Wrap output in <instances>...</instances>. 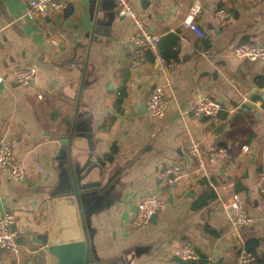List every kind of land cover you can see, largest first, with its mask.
Wrapping results in <instances>:
<instances>
[{
	"label": "crops",
	"instance_id": "crops-1",
	"mask_svg": "<svg viewBox=\"0 0 264 264\" xmlns=\"http://www.w3.org/2000/svg\"><path fill=\"white\" fill-rule=\"evenodd\" d=\"M59 1L63 4L60 12L47 11L29 20L25 17L27 0H0V137H7L27 171L20 182L0 174V217L14 214L19 242L36 250L23 264H53L35 238L47 233L53 222L50 199L42 189L56 180L52 160L58 143L51 139L60 134L65 116H71L72 106L65 101L72 97L68 84L79 77L77 61L72 60L75 54L76 60L85 54L76 46L86 40L75 26L81 23L86 31L91 28L89 0ZM129 1L148 31L160 37V55L173 59L178 68L169 74L154 56H147L133 40L132 20L116 13L113 0L100 1L98 27L105 28L106 14L113 18L106 27L112 40L106 46H93L89 58L101 73L91 92L97 115L95 157L109 166L119 152L150 149L125 175L129 187L123 203L102 215L100 249L110 254L146 246L148 253L132 264H178L176 248L190 241L198 260L187 264L232 263L242 247L264 264V195L256 190L257 173L264 171V125L254 113L240 109L248 104L262 112L264 121V104L251 94L253 89L264 90L260 81L264 80V61H241L233 54L242 44L264 45V0L256 5L248 0H157L154 5L147 1V7L142 0ZM196 4L201 8L195 21L204 38L183 26ZM218 10L228 14L224 22L217 19ZM18 66L37 69L30 87L14 81L12 69ZM239 70L244 80L237 76ZM156 87L164 90L167 99L165 114L158 119L142 111ZM122 92L118 110L115 104ZM204 98L224 105L217 119L193 116L195 104ZM221 134L225 144L216 141ZM191 141L204 151L227 148L232 163L208 162L205 174L194 173L187 155ZM244 146L248 152H243ZM172 165H181L186 175L170 186L161 173ZM208 192L215 197L202 204ZM147 194L158 195L166 205L154 224L131 230L128 224L136 204ZM233 194L239 195L252 219L238 232L230 226L229 210L221 207ZM218 252L221 255L212 260ZM0 264H12L2 251Z\"/></svg>",
	"mask_w": 264,
	"mask_h": 264
},
{
	"label": "water",
	"instance_id": "water-1",
	"mask_svg": "<svg viewBox=\"0 0 264 264\" xmlns=\"http://www.w3.org/2000/svg\"><path fill=\"white\" fill-rule=\"evenodd\" d=\"M100 1L89 0L90 30L86 31L81 23L75 26L80 36L86 40L78 42L76 46L82 48L85 54L77 60L75 54L72 60L74 63L77 61L75 69L78 70L79 77L68 84L72 97L65 101L72 106L71 116H65L60 134L51 139L58 143L52 160L56 180L42 189L50 199L53 222L47 233L36 235L35 238L52 258L53 264H132L150 249L146 246H134L121 252L111 251L110 254H103L100 249L103 237V222L100 224L102 215L123 203L125 191L129 187L124 180L125 175L141 161V155L150 150L146 148L145 152H119L109 166L95 157L97 115L91 104V92L101 73L95 70L89 58L93 46H106L112 40L108 28L113 18L112 14H106L105 28L98 27L102 21L97 20ZM114 4L116 6L115 1ZM142 4L144 7L148 6L146 0H142ZM99 35L103 38L98 37ZM237 76L245 79L241 70L237 72ZM251 94L264 104V90L253 89ZM240 109L254 113L255 118L264 125L261 111H255L245 103ZM142 111H146L145 106ZM216 141L225 144L224 134L219 135ZM252 153H255V149ZM182 157L188 160V157ZM229 213L232 215L230 210ZM155 222L156 215L151 219V223ZM220 255L221 252L215 253L212 260ZM174 261L187 264L178 257Z\"/></svg>",
	"mask_w": 264,
	"mask_h": 264
},
{
	"label": "built area",
	"instance_id": "built-area-1",
	"mask_svg": "<svg viewBox=\"0 0 264 264\" xmlns=\"http://www.w3.org/2000/svg\"><path fill=\"white\" fill-rule=\"evenodd\" d=\"M116 3V13L122 17L132 20L135 25L134 42L141 46L144 51L149 52L155 60L169 74L177 72L178 65L173 61H166L159 54L158 45L160 37L151 34L146 28L144 21L129 0H114ZM154 5L157 0H146ZM263 0H248L251 5H256ZM27 11L25 17L29 20L38 19L47 11L60 12L63 4L59 0H27ZM200 5L196 4L188 17L183 21V26L189 31L204 38V33L199 29L195 21L196 15L200 11ZM216 17L220 22L228 18L224 10H218ZM234 56L247 62L264 61V45L242 44L233 51ZM37 69L33 66H18L12 69L14 81L22 87H30L36 78ZM40 98V97H39ZM167 99L162 88L156 87L149 94L145 101L147 114L152 118H162L165 114ZM225 110L224 105L216 99L204 98L199 100L193 110L195 118L217 119ZM243 152H248L249 148L242 147ZM187 155L193 162V172L199 175L205 174L208 162H218L225 166L232 163V154L225 147H212L204 151L197 142H190L187 147ZM0 174H6L14 182H20L27 177V171L17 160L6 136L0 137ZM168 185L173 186L181 181L186 172L181 165H172L165 168L161 173ZM256 190L260 195H264V171H260L256 176ZM166 201L156 194L145 195L137 204L136 211L131 217L128 227L131 230L139 229L151 224V219L164 209ZM223 210H230L232 217L230 226L234 232H238L248 227L252 223L251 217L247 214L245 204L237 194H233L226 202H222ZM16 216L12 213H5L0 217V251L10 257L12 264H23L24 259L36 250L23 246L19 242V232L15 228ZM44 247H40L39 249ZM175 257L193 263L198 260V255L190 241H183L175 250ZM258 257L248 252L245 248H240L238 256L232 263L214 261L208 264H257Z\"/></svg>",
	"mask_w": 264,
	"mask_h": 264
},
{
	"label": "trees",
	"instance_id": "trees-1",
	"mask_svg": "<svg viewBox=\"0 0 264 264\" xmlns=\"http://www.w3.org/2000/svg\"><path fill=\"white\" fill-rule=\"evenodd\" d=\"M158 50H159V48H158ZM160 54V53H159ZM146 55L147 56H153V55H151L149 52H146ZM161 56V55H160ZM163 57V56H162ZM164 58V57H163ZM165 59V58H164ZM166 61H171V60H173V59H165ZM260 81L261 82H263L262 84H264V80L263 79H261L260 78ZM124 96V93L122 92V93H120V97H119V99L117 100V102H116V104H115V106H116V109H118V110H120V104H121V98ZM115 151H116V148H114V149H112L111 150V152L110 153H112L110 156H112L114 153H115ZM109 160V159H108ZM98 161H101V159H98ZM110 161V160H109ZM215 197V195H214V193H212V192H208V194L206 193L203 197H202V199L200 200V202L202 203V204H204V202L205 201H207V200H212L213 198ZM200 203V204H201ZM261 263V261H260V259L258 258V261H257V264H260Z\"/></svg>",
	"mask_w": 264,
	"mask_h": 264
}]
</instances>
